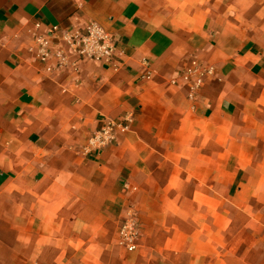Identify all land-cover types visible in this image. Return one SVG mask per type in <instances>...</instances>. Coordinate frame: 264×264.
I'll use <instances>...</instances> for the list:
<instances>
[{"label":"crops","instance_id":"1","mask_svg":"<svg viewBox=\"0 0 264 264\" xmlns=\"http://www.w3.org/2000/svg\"><path fill=\"white\" fill-rule=\"evenodd\" d=\"M90 21L113 61L64 39ZM194 60L211 71L191 95ZM106 118L128 129L89 150ZM262 127L264 0H0V264H213L215 223L166 210L211 213L264 178Z\"/></svg>","mask_w":264,"mask_h":264},{"label":"rangeland","instance_id":"2","mask_svg":"<svg viewBox=\"0 0 264 264\" xmlns=\"http://www.w3.org/2000/svg\"><path fill=\"white\" fill-rule=\"evenodd\" d=\"M257 134V145L253 146L255 151L264 154V127L255 130ZM259 154V153H257ZM259 162L261 164H259ZM255 162L259 168L264 167V161ZM236 180L237 178H231ZM261 177H253L254 186L248 191L240 193L235 192L233 199L225 201L226 204L222 207L216 198L211 206L212 212L207 210L196 209H172L166 210L168 212H175L180 214L191 222H198L197 232L208 233L209 228L202 226L201 222H205L206 217L210 219L213 224L212 235L210 238V245L214 244V248L207 249L214 259L213 264H264V207L260 201L264 197V184H260ZM246 180H244L245 182ZM242 186V184H241ZM247 205L249 207H243ZM191 218V220H190ZM195 248L199 241L192 240ZM201 243H205L202 241ZM199 249V248H198ZM205 251L201 249V251ZM223 250V251H222ZM197 250H195L194 254ZM219 251V253H218ZM224 255V263H220L221 255ZM219 255V257H218ZM198 256L196 259H199ZM200 264V260L198 261Z\"/></svg>","mask_w":264,"mask_h":264},{"label":"built area","instance_id":"3","mask_svg":"<svg viewBox=\"0 0 264 264\" xmlns=\"http://www.w3.org/2000/svg\"><path fill=\"white\" fill-rule=\"evenodd\" d=\"M64 39L80 58L113 61L116 48L114 36L95 21L88 22L83 29H74L65 33ZM47 45V40H41L42 49L39 52L41 60H44L47 56ZM210 71L211 67L203 66L194 60L180 72V77L188 84L191 95L202 87L204 76ZM117 129L126 131L128 127L116 119H104L99 127L87 138L86 147L89 150L101 151L112 143L113 134ZM139 235V222L135 215L130 214L119 226L117 244L127 251H132L136 248Z\"/></svg>","mask_w":264,"mask_h":264}]
</instances>
